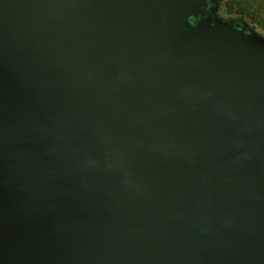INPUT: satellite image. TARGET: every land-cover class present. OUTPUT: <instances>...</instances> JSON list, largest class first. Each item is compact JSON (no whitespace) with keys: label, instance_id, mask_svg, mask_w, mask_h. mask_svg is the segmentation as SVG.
<instances>
[{"label":"water","instance_id":"95a60500","mask_svg":"<svg viewBox=\"0 0 264 264\" xmlns=\"http://www.w3.org/2000/svg\"><path fill=\"white\" fill-rule=\"evenodd\" d=\"M214 0H0V264H264V45Z\"/></svg>","mask_w":264,"mask_h":264},{"label":"rangeland","instance_id":"374dc122","mask_svg":"<svg viewBox=\"0 0 264 264\" xmlns=\"http://www.w3.org/2000/svg\"><path fill=\"white\" fill-rule=\"evenodd\" d=\"M228 0H214L209 3L206 12L202 17L191 18L193 25L198 23H209V25L233 26L234 28L244 29L254 41L264 45V17L258 25H252L248 18H241L237 15H228L224 12L225 4Z\"/></svg>","mask_w":264,"mask_h":264},{"label":"trees","instance_id":"16d2710c","mask_svg":"<svg viewBox=\"0 0 264 264\" xmlns=\"http://www.w3.org/2000/svg\"><path fill=\"white\" fill-rule=\"evenodd\" d=\"M224 12L248 18L252 25H258L264 17V0H228Z\"/></svg>","mask_w":264,"mask_h":264}]
</instances>
